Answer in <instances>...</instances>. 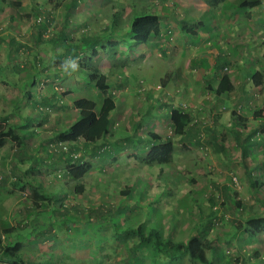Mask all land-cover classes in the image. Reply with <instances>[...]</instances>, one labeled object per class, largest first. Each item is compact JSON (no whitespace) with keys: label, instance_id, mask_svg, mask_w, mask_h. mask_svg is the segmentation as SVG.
I'll return each instance as SVG.
<instances>
[{"label":"rangeland","instance_id":"1","mask_svg":"<svg viewBox=\"0 0 264 264\" xmlns=\"http://www.w3.org/2000/svg\"><path fill=\"white\" fill-rule=\"evenodd\" d=\"M74 1L77 3L72 8L73 1L65 7L66 2L61 0H0V40L5 41L9 36L16 42L13 51L11 48L5 51L0 44V62L5 60L0 66V118L6 123L15 121L16 115H19L18 119L29 118L38 137L44 139L35 142L39 146L38 152H43L40 149L43 142L46 146L42 155L32 153L29 143L27 146L23 143L17 150L12 141H6L0 147V159L4 163L0 166V235L4 236L3 241H20L22 256L29 264H138L132 249L141 242L147 246L143 245L139 251V264H200L185 255L171 261L162 254L159 257L153 254L152 242H140L134 231L138 225H145V229L157 233L161 242H185L194 234L212 240L215 250L207 252V257L219 264H264V231L253 238L239 237L249 218L264 219V173L250 175V181L243 166L232 165L242 146H238L237 138L227 137L229 121L247 132L244 131L248 128L245 119H251L258 106L254 101L253 104L239 101L240 94L236 93L230 94V99L223 104L214 106L207 102L201 104L207 100L206 92L199 94V105L193 99L185 101V94L180 90L175 92L176 86L171 79L166 82L163 74H154L158 67L160 71H166L167 56H174L173 51L161 50L172 47L169 38L165 39V45L157 46L160 63L154 59L156 53L153 54L150 62L154 64L150 66L149 74L142 72V66L132 61L131 56L126 55L127 51L123 56L110 55V52L117 53L119 47L121 50L127 47L120 44L111 49L109 39L116 31H125L120 25L125 27L130 18L140 15L138 12L170 14L171 22L177 24L182 2L189 0ZM234 8L236 13L246 9ZM259 11L255 8L251 15L259 17ZM36 12L43 17L37 16ZM262 15L264 17V13ZM198 19L204 24L201 30L210 33L214 21L211 12L200 13ZM249 19L247 32L248 36L252 35V41L247 39V44L252 56H260L264 54V26L258 24L263 29L259 31L253 18ZM40 23L45 26L40 28ZM58 32L65 43L54 40ZM82 48L85 51L79 52ZM74 50L77 52L71 55ZM64 51L66 55L62 56ZM198 60L195 57L190 68L208 66L204 60ZM16 66L21 74L16 80L4 77L6 71ZM93 70L106 76L109 85L106 95H110L115 103L110 115L111 139L131 141V138L139 137V144L133 140L124 147L114 144V152L108 157L103 153L99 157L94 149L84 150L81 139L73 143L60 141L58 137L78 119L73 106L75 100L89 99L99 107L105 97L88 80L87 76ZM222 71L231 75L228 67ZM23 80H33L26 99L23 92L27 87L22 85ZM139 80L143 81L140 85ZM258 90L262 93L263 88ZM147 93L156 97L148 98ZM176 96L182 101L178 102ZM152 99L161 104L165 100L164 105L189 112L193 119L199 120L197 130L202 136L198 133L195 137L174 135L166 106L160 109L147 107ZM208 99L212 100L211 96ZM195 109L199 114L193 116ZM160 114L163 116L158 120L153 116ZM147 117H154V123L147 124ZM222 121H225L224 125L219 124ZM212 129L220 130L222 134L215 141L207 134ZM150 130L161 139L173 142L170 164L155 168L144 166L143 153L137 154V147ZM241 139L238 141H250ZM252 141L257 147L259 144L263 147L264 160V138L259 135ZM71 144L75 145L71 147ZM66 145L77 154L75 158L90 165V171L83 178L68 177L69 161L75 158H69L72 153H67ZM241 158L240 161L248 162L243 153ZM39 163L43 165L39 166ZM28 164H31L29 169ZM15 165L18 166L16 170ZM32 166L35 171L28 172ZM228 177L233 178L234 184ZM143 182H147V190L143 188ZM249 183L252 189L247 188ZM31 185H37L35 188H40L44 194H51V198L40 201L42 204L39 202L37 206L32 205L34 188ZM224 191L230 194L232 204L240 202L242 207L237 209L235 205H228L222 196ZM209 199L215 207L208 205ZM58 211L63 215L56 214ZM97 212H102V219ZM91 217L93 220L88 222ZM91 222L95 224L94 229ZM4 230L10 231L12 240L3 233ZM223 250L224 259L215 258L216 253Z\"/></svg>","mask_w":264,"mask_h":264},{"label":"crops","instance_id":"2","mask_svg":"<svg viewBox=\"0 0 264 264\" xmlns=\"http://www.w3.org/2000/svg\"><path fill=\"white\" fill-rule=\"evenodd\" d=\"M227 1L228 3L230 2L232 4H237L239 0H227ZM247 1L254 2L255 5L252 7L246 6V9L243 11V13L237 12L236 14H233V15L229 12L223 13V9L220 6L217 8L209 7L206 5V3L203 0H189L187 3L182 2L183 8L181 9V16L178 18L179 22L177 24H174L173 22H171L169 18H172V16L170 14L166 16H160L159 12L141 11L138 13L140 14L154 13L158 17V20L160 23V35L159 36L150 38L146 43L134 42L132 39L131 30H130V25L132 21L130 18L129 23L126 24L125 27L120 25V28L123 27L125 31L124 30L116 31V35L111 36L109 40H110L111 49H114L116 46H120V44L127 46L123 48L124 50H121V48L119 47L117 53L110 52V55L116 54L119 56H123L124 52L127 51L126 55H128V57L131 56L130 59L132 61H136L139 65L142 66L141 67L142 72L149 74L148 70L151 68L150 66L154 64V63L151 64L150 59L153 56V54L156 53L155 55H157V52H156V50H158L157 46L162 47L163 45H165L164 44V42L166 41L165 39L169 38L172 41V47L169 46L166 48H162L161 50L168 49L169 50L168 52L173 51L174 56H167L168 67L166 71H160V68L158 67L156 70H154V74H159V76L163 74V78L164 80H166V82H167V79H171L173 81L174 86H176L175 87L176 90L174 89L175 92L180 90L181 94H185L183 98L185 101H188V99H193V100H196L198 103L197 105H199L201 103V97H199V94L201 92H206V94H208V96H211L212 98V100H210L208 99V96H207V100L203 101L201 104H204V102H207L208 104H211L213 106L218 103L223 104L222 102L230 99L229 95L232 93L240 94L239 101L241 102L244 101V103L246 104L247 103L253 104V101H254L255 105H257L258 108L254 111V114L251 119H248V118L245 119L247 120L248 128L247 130H244V131H247V132H242V130L239 127L238 128L235 127L234 122H230V121L228 123V129H227L228 131L227 137H229V139L230 137L231 138L233 137L234 139L237 138L236 140L238 142V146L239 147L242 146V149L239 150L240 153H239L238 158L233 160L234 163H232V165H235L236 167L238 166V168L243 166L244 174H249L248 175L249 179L250 181H252V177H250V175L252 176V175H256V174L258 175V174L264 173V160L261 155L263 152V147H261V145L259 144L258 145L259 148H258L256 145V142L252 141L256 137L258 138L259 135L264 138V131H263L264 129V83L254 85L251 80L252 72H258L264 76V56H262L264 54L260 56H252L253 52H250L251 48L249 50V46H248L249 44H247L248 42L252 41L251 39L252 35L250 34L248 36L249 33L247 32L248 30L247 25H248V22L251 20L249 18H253V23H255V27H257L259 31L263 30L262 28L264 26V17L262 14L264 12H262V10L264 11V6L262 7L263 5L262 3H264V0H247ZM35 6H37V4ZM255 8H258L260 10L259 17H255L251 15V13H253V10ZM163 10H164V7H163ZM207 12H211V14L214 16L213 27L210 33H208V31L203 32L201 30L203 26H200V23H199L200 21L198 19V16L200 13L206 14ZM10 18L12 19V16H10ZM258 24L261 25L262 28H260ZM247 39H249L248 42H247ZM38 40H40V38ZM54 40H56V42L58 43H65V40H61V38H59V32H58V35L55 36ZM124 40H126V42H124ZM190 41L192 42V44L190 43ZM0 44L3 45L5 51H8L9 48L15 49L14 47H16V42L14 38L9 37V36L5 37V41L0 40ZM168 44L171 45V43H168ZM190 48H193V49H190ZM80 51H85V50H83L82 48L79 50V52ZM76 52L77 51L74 50L71 55H74ZM63 55H66V51L62 53V56ZM194 56L197 59H199L198 62L200 61L203 62L204 60V62H206L208 66H206L205 68L203 67L196 68V69L194 67L190 68L191 61L195 60ZM158 57H160V55L154 56V59H156L158 63H160V59ZM4 61L5 60H2L1 62H4ZM1 62H0V66H3V63ZM225 66L229 68L231 75L225 74V72L222 71V69L226 68ZM19 69L20 68L16 66L12 68L11 70L6 71V73L3 71V73H5L4 77L16 80V77L21 75V74H18V72L20 71ZM251 70L253 71L251 72ZM224 75H227L229 77V84L231 85L232 90L222 95H216V90L224 86V84H222L221 82V79ZM127 82L129 83V80H127ZM141 82L143 81L139 80L138 82L139 85L141 84ZM31 83H33V80L30 82L28 80L22 81V85L27 87L26 89H24V92H23L26 94V95L23 94V96L25 97L24 99H26L30 95L29 87L31 86ZM132 88L136 90L134 85L132 86ZM259 88L260 89L263 88L262 93L257 92L259 91L258 90ZM172 92H173V89H172ZM251 93H253V95L250 97ZM146 95H148L147 96L148 98L153 97L154 99L156 97L150 93H147ZM52 96L54 98V93H52ZM214 96H216L214 98L216 99L215 101H213ZM255 98H257V100H255ZM24 99H22V101ZM45 99L44 101H46ZM153 99L150 101L153 102ZM176 99L178 100V102L182 101L181 97L176 96ZM49 100L52 101L51 99ZM150 101L147 104V107H150V109H160L166 106L168 115L170 114V111L172 109H178V108H175L176 106L171 107V105H164L165 100L163 101L164 102L163 104H161L160 102L156 100H154V102L151 104ZM222 107L225 108V106H222ZM198 111L199 110L195 109L193 116H195L196 114H199ZM110 115H111V112H110ZM16 116H17V119L15 121L13 122L8 121L9 125H12V126L14 125L17 128H20L23 131L21 132L24 133L23 134L24 144L26 146L28 143L31 145V147L29 146V148H31L29 150H32L33 151L32 153L38 152L39 146L35 142H39L44 139L41 138V136L38 137V135L36 134V130L31 123V120L29 121V118L22 117L18 119L19 115H16ZM153 116L157 118L158 120L163 115L160 114L157 117L156 115H153ZM189 116L191 118V122L188 125V127L185 129V133L179 136L180 137H183V136L185 137L194 136L195 137L197 133L200 136H202V134L197 130L199 120L197 118L193 119L190 113H189ZM154 117H149V118L147 117L148 119L147 124L150 121L154 123V120H155V119L153 120ZM5 122L2 121V124ZM223 123L225 124V121H222V123H219V124L224 125ZM112 126L115 127V124H113ZM169 126H170V129L172 130L170 119H169ZM112 131L110 127L108 139H111ZM150 132L154 134L155 136H157L158 138H160L159 141H166V140L161 139L159 134H157L156 132H152V130H150ZM148 133L147 135L143 136L142 138L143 140L140 139L143 143L138 145L137 147L138 148L137 154L143 153V157L145 156V154L148 153L153 143H155L154 139H151V138L149 139ZM207 134L209 138L211 139V141H215L216 139H218L217 137H220V135H222L220 130L215 131L214 129L209 130ZM248 137L250 138L247 139ZM108 139H105V140L100 139L99 141L95 143L83 142L82 145L85 148L84 150H87V149L96 150L99 156L101 155L100 148L101 147L103 148L104 144H108V142H106V140ZM131 139L134 142H137V144H139V137H135ZM240 139L243 141L244 139L250 140V141L244 143V142L238 141ZM111 140H113L114 142L116 141L114 139H111ZM132 140L131 141L129 140L130 142L128 140L126 141L117 140V142H120V145L118 146L124 147L127 144H130ZM114 142L112 143V147H114V144H115ZM43 143L45 144V142ZM14 144H16V142ZM44 144L43 146H40V149L43 152H44V148H46ZM74 145L71 144V147ZM20 147H22V144L20 146L19 145L14 146L16 150L19 149ZM74 148L76 147H73V149ZM29 150H27V152H29ZM246 150L250 151L247 155L245 153ZM113 152H114V148L111 149V153ZM38 153L39 155H42L41 152H38ZM242 153H243V157L248 159V162L246 160L240 161L242 159L241 158ZM75 155L77 154H74V157ZM243 163L245 164V166L242 165ZM3 164L4 163L0 159V166L2 167ZM42 165L43 164L39 163V166H42ZM144 166H148V165H144ZM26 168H27V165L25 166V169ZM29 168H30V165L28 164V169ZM33 168L34 167L32 166V170H27V171L28 172L35 171ZM153 168H155V166H153ZM14 169L15 170L18 169V166L15 165ZM23 171L24 169H22L21 174ZM51 171H54V168ZM146 172L147 170L144 171V174ZM145 177L146 175L144 176V178ZM244 178L246 179V175L244 176ZM241 181L242 179L240 180V182ZM134 183L135 182H133V184ZM146 183L147 182H143V185H142L145 190H147L148 188ZM242 185L243 184H241V186ZM251 185L252 184L249 183L247 188L252 189L253 187ZM31 186L33 188L38 187L37 185L35 186L31 185ZM44 195L45 196L50 195L49 197L52 196L49 193L44 194ZM145 212L147 211L145 210ZM224 253H225L224 250L221 252H218V254L216 253L215 258H217L218 260L221 259L222 261L224 259V256H223ZM213 264H219V263L213 261Z\"/></svg>","mask_w":264,"mask_h":264},{"label":"trees","instance_id":"3","mask_svg":"<svg viewBox=\"0 0 264 264\" xmlns=\"http://www.w3.org/2000/svg\"><path fill=\"white\" fill-rule=\"evenodd\" d=\"M66 2L67 0H61ZM74 2L73 7L76 6L74 0L69 1L68 3ZM207 6L212 8L222 7L223 13H231L236 14L237 8H246V6H254V2H249L247 0H239L237 4L228 3L227 0H203ZM67 2L65 3V7H67ZM69 5V4H68ZM234 8V10H233ZM37 13V12H36ZM39 17H43L38 15ZM48 17V16H47ZM200 26H204V24L200 21ZM40 28L45 26V23H40ZM130 30L132 33V39L137 43H146L150 38L157 37L160 35V23L158 17L154 13H146L135 16L130 25ZM88 80L92 83L93 87L103 93L105 97L102 99V102L99 107L96 106V103L92 100L81 98L75 100L73 102V106L78 113V119L73 122L66 131L60 134L58 137L60 141L63 142H75L78 139L83 140L86 143H95L100 139H108L110 132V112L114 109L115 103L113 98L110 95H106L107 90L109 89V85L107 84L106 76L102 73H99L96 70H93L90 74H88ZM251 80L254 85H258L260 83H264V76L258 72H252ZM222 84L224 86L218 88L216 90V95H222L228 93L232 90L231 85L229 84V77L224 75L221 79ZM45 99V98H44ZM46 100V99H45ZM171 128L174 135H182L185 133V129L191 122V118L188 112H184L178 109H172L170 114L168 115ZM3 119H0V147L5 144L6 141L16 142V145L23 144V131L20 128L15 127L14 125H9V123H3ZM22 131V132H21ZM149 139H154L155 143L150 147L147 154L142 159V162L145 165L150 166H163L171 163L173 159V151L174 145L172 141H159L160 138L152 134L148 133ZM110 140V142H109ZM113 140L108 139L106 142L108 144H104L103 148H100L103 156L108 157L111 155L112 142ZM130 142V141H129ZM116 145H120V142L115 141ZM70 146L66 145L67 153H70ZM122 147V146H121ZM73 151V150H72ZM72 153V152H71ZM71 159V156L74 157V153L68 155ZM102 156V155H99ZM75 158V157H74ZM80 158L71 159L69 169L67 171V175L72 179H80L90 170V165L81 163ZM31 166V164H30ZM161 170V168H159ZM232 177H228V181L234 184ZM223 199L228 202V205H235L238 208H241L242 205L240 202H234L232 204L230 201V194L226 191L222 194ZM51 198V197H50ZM49 196H45L40 188L33 189L31 193V204L34 206L39 205L40 201H45L50 199ZM52 201V199H51ZM41 203V202H40ZM208 203V202H207ZM209 206H214V202L209 199ZM42 204V203H41ZM215 207V206H214ZM121 209V208H117ZM94 210H92L93 212ZM96 213V212H95ZM60 216L63 215L60 211L58 213ZM99 214V218L102 219V212H97ZM111 214V215H110ZM109 215L112 217L113 213L110 212ZM90 216V215H89ZM93 220V218H88V222ZM97 222V219L94 220ZM113 221V220H112ZM92 223V222H91ZM113 224H116L113 222ZM94 223H92V228L94 229ZM118 225V224H116ZM124 231V230H123ZM137 235H139L140 242H152V250L153 254L156 256L159 255L166 256L167 260H175L176 257L180 255H185L193 261H197L200 264H213V261L209 260L207 257V252L212 253L215 250V246L213 245L212 240L204 238L202 235H192L185 242H172L170 240L162 241L158 238V235L155 231L150 228L145 229V225H138V227L134 230ZM264 231V219L252 217L249 218L246 222L242 234L246 235L248 238H253L256 234ZM9 230H4L3 233L7 234V237L11 239V235L9 236ZM94 233V230L93 232ZM122 233V232H121ZM4 236L0 235V264H29L22 256V243L18 240H13L9 242L3 241ZM12 240V239H11ZM142 242L134 246L132 249L134 261L136 263L141 262V257L139 256V251H142ZM149 247V246H148ZM157 262V260H155ZM158 260V262H160Z\"/></svg>","mask_w":264,"mask_h":264}]
</instances>
